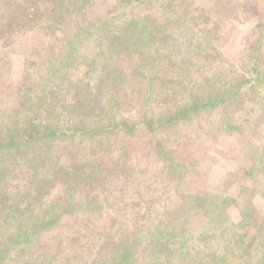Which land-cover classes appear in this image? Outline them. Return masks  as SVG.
<instances>
[{
    "label": "rangeland",
    "instance_id": "obj_1",
    "mask_svg": "<svg viewBox=\"0 0 264 264\" xmlns=\"http://www.w3.org/2000/svg\"><path fill=\"white\" fill-rule=\"evenodd\" d=\"M128 19L144 30L116 38ZM210 92L229 98L181 114ZM30 121L47 134L16 140ZM12 139L0 252L21 228L30 264H110L120 242L135 264H264V0H0Z\"/></svg>",
    "mask_w": 264,
    "mask_h": 264
},
{
    "label": "trees",
    "instance_id": "obj_2",
    "mask_svg": "<svg viewBox=\"0 0 264 264\" xmlns=\"http://www.w3.org/2000/svg\"><path fill=\"white\" fill-rule=\"evenodd\" d=\"M103 22H104L103 19H99V23L102 24ZM143 22H144L143 20H138V19H137V21H134L133 19L125 20L124 28L118 30V32H116L114 36H116V38L120 39L124 35L128 37L130 35L139 34L140 32H142L144 30L143 28L146 26V23L145 22L143 23ZM151 38L154 39L155 36L152 34ZM150 41H151L150 38H143V37H140V35H139L137 37L136 43L140 46L139 49L146 51V49L149 48V47L146 48V46L149 45ZM120 42H122V41H120ZM110 45H112V44H110ZM76 48H77V46H76ZM118 52H119V50H118ZM114 56H115L114 54L111 55V57H114ZM155 62L158 63V59H156ZM215 97H216L215 93L210 92V94L205 96L203 99H200V100L195 99L194 105L187 110L181 111V114L187 116V115H190L191 113H193L192 110L193 109L196 110L200 105L204 104V106H213L211 103L212 101L218 102L220 104V103H223L225 100H228V98H229V96H221V97H217V98H215ZM9 125H12V124H9ZM46 130L47 129L45 126L34 123L33 121H30L29 124L26 125L25 127H17L15 129H13L14 132H22L21 135H23L21 138L18 136L19 133H17L15 135V136H17L16 140H21V139H24L23 137H26L27 138L26 140L28 142H31L32 140H34L33 137L35 134L46 135L47 134ZM13 142H15L14 139H12L10 142H3L0 140V148L8 146ZM262 157L264 158V151L262 152ZM214 200H216V199H214ZM211 204H213V203H211ZM204 206H205V203H204ZM206 206H208V205H206ZM205 214H207V212H205ZM170 234L171 235H169L166 238H163L161 240V244L165 248H171L172 245L179 242L178 240H176V238H177L176 234H174V233L173 234L170 233ZM156 235H158L157 237L159 238L160 235H164V234H161L160 231H157ZM33 238H34L33 233L24 232V231H22L21 228H17L16 231L14 230L13 234H11V236H10L11 241L3 249H1L0 264H10L9 261H6L4 259L7 257L8 254H11V253L14 257L17 256V257H19V259L23 260V263L22 262H16V263L12 262L11 264H26V262H27V264H30V262L25 260V257L23 255H25V253L30 251L29 245H30L31 241L33 240ZM116 244H117V241L115 242L114 245H116ZM128 244H130V243H128ZM128 244H123V246H125V247H124V249H121L122 247H120L121 246V242H120L118 247L113 249V255H112L113 258H112L110 264H135L136 261L137 262L139 261V260H137L138 256H136V255L134 256L133 249L131 251ZM131 244L136 245L135 243H131ZM182 249L186 250V248L184 246H181L177 249V251L180 254L186 253L189 255H194L197 252L198 247L196 246V244H193L189 248V250H187L188 252H183ZM170 253H173V252L171 251ZM215 255L217 258L216 261L218 263L223 262L224 264H231L228 262L229 260L227 258L225 260L224 256L219 255L217 253H215L214 256ZM134 257H136V258H134ZM148 263L149 262H145V264H148ZM168 263L174 264L173 260H169Z\"/></svg>",
    "mask_w": 264,
    "mask_h": 264
}]
</instances>
